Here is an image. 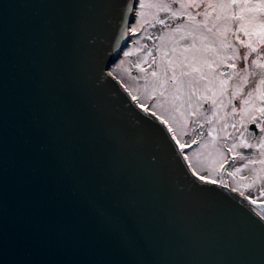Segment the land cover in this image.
Returning a JSON list of instances; mask_svg holds the SVG:
<instances>
[{"label": "water", "instance_id": "1", "mask_svg": "<svg viewBox=\"0 0 264 264\" xmlns=\"http://www.w3.org/2000/svg\"><path fill=\"white\" fill-rule=\"evenodd\" d=\"M118 16L0 0V264H264L261 207L191 175L108 74Z\"/></svg>", "mask_w": 264, "mask_h": 264}, {"label": "snow or ice", "instance_id": "2", "mask_svg": "<svg viewBox=\"0 0 264 264\" xmlns=\"http://www.w3.org/2000/svg\"><path fill=\"white\" fill-rule=\"evenodd\" d=\"M110 2L112 6L119 9V23L110 37L109 47L106 50L107 54L116 57L108 74L116 75L114 69L119 65L124 54L128 56L134 54L128 51V48L146 26L155 28L159 25L162 35L153 37L149 34L146 37L148 40L160 41L156 50L160 53V65L157 67L161 68V71L157 73L153 70L151 76L158 77L156 84L160 86L161 96L164 95L168 81L173 83L175 91L171 97L172 110H180L184 116L179 129L173 127L174 116L171 119L165 118L163 113L150 110L148 106L141 103L138 96L127 87L124 91L128 92L131 101H135L141 115L148 114L144 117L145 119L151 117L149 122L163 134L172 152L181 160L185 169H191V175L197 176L205 184L215 183V181L200 175L189 160L187 150L192 149L194 145L208 147L209 144L201 143L205 134V124L211 126L222 121L219 131L216 127L207 129L208 136L212 138L211 145H215L221 138L220 132L224 133L222 137L224 140L233 137L234 142L230 147H226V152L231 154L233 162L240 160L245 163L242 167H236L234 172L229 171L227 174L234 176L236 173L247 170L250 173L247 177L249 188L257 186V182L260 181L259 198H264V175H262L264 174V63H261L259 59L253 60V70L250 71L248 67L237 70V65L233 62L236 59L246 62L250 52L256 51L251 39L254 35L259 36L256 43L264 42V0H259L258 3H250L249 0H227L221 3H212L210 0L209 2L205 0H110ZM202 7L205 10L201 13L199 10ZM189 9L197 11L193 14ZM148 10H153L150 20L146 19L149 15ZM213 12L216 15L210 24L209 20L212 19ZM161 13L166 14L167 19L161 18ZM200 15L203 16V21L197 22L196 17ZM178 20L182 22L176 23ZM233 24L236 31H232ZM165 29L171 30L165 31ZM240 31L249 37L248 42L240 41L237 35ZM230 32L232 37L240 42L241 47L250 50L249 54L240 56L229 39ZM189 38L191 42L182 49L181 55L190 52L191 57L183 55V59L171 58L170 53L177 51L176 46L179 41L189 40ZM198 40L200 47L197 46ZM169 45H171L170 48ZM226 49H233V54L229 55ZM207 51H212L213 57L204 56L203 53ZM148 56H152L151 51L148 52ZM155 63L156 60L153 57L152 64ZM177 66L180 68L179 76ZM137 67L141 72L145 71L139 64ZM228 69L232 71L229 72ZM169 70H171L170 76ZM185 77H187L186 80L183 79ZM201 81H203L202 84ZM233 81L235 83H232ZM183 87H186L187 94L181 100ZM177 100H181L180 104L174 103ZM183 105H188L190 110L184 109ZM163 106V104L159 105L160 108ZM228 116L239 117V119L229 122ZM201 119L203 123L200 122ZM190 122L195 127L189 130ZM228 129L234 131H228ZM190 133H195V136L201 139L190 138L189 141L181 142L178 138ZM237 149H245L248 152H239ZM217 152L222 157L220 167H223L228 156L219 149ZM196 156L197 153L193 151V159ZM256 165H260L259 169ZM241 178L245 179V177ZM222 187L227 188L228 185H222ZM232 191L237 192L239 189L233 188ZM239 195L244 196V192L240 191ZM245 200L256 207H264L258 203V198L245 197ZM243 206L248 208V204ZM259 216L264 217V211L260 212Z\"/></svg>", "mask_w": 264, "mask_h": 264}, {"label": "rangeland", "instance_id": "3", "mask_svg": "<svg viewBox=\"0 0 264 264\" xmlns=\"http://www.w3.org/2000/svg\"><path fill=\"white\" fill-rule=\"evenodd\" d=\"M205 2H209V0H205ZM212 3H221L227 2V0H210ZM250 3H258L259 0H249ZM175 7V6H174ZM205 9L202 7L199 11L202 13ZM153 10H148L149 15L146 19H151V13ZM190 12L195 14L197 11L196 9H189ZM215 12L212 14V19L209 20L211 24L215 18ZM161 18L167 19L166 14L161 13ZM197 22L203 21V16L196 17ZM182 21H176V23H181ZM186 22V21H184ZM222 23V22H221ZM174 26V25H173ZM171 29H165V31H170ZM232 31H236L235 24L232 25ZM151 34L153 37L162 35L163 33L160 30V26L157 25L155 28H151L146 26L138 38H134L132 41L131 46L128 48V51L133 52L134 54L128 56L126 54L123 55L122 59L120 60L119 65L114 69L116 75H114L124 87H127L129 91H131L134 95L138 96L141 103L145 104L150 108V110H156L163 113L165 118L171 119L173 116L175 120L172 121L173 127L179 129V126L184 119L180 110L173 111V101L171 99L172 94L175 91V87L171 81L165 85L164 95H160V86L156 84L158 77H152L151 72L153 70L159 73L161 68H158L157 65H160V53L156 50V46L160 44L158 40H148L146 37ZM229 39L231 40L232 44L234 45L235 49L240 53L242 57L245 54H249V49L240 46V42L237 41L235 38L232 37L231 32L228 34ZM237 35L240 38V41H244L245 43L248 42L249 37L245 36L243 31L237 32ZM253 47L256 48V51L250 52L248 55V60L245 62L242 59H236L233 62L237 65V70L242 69L244 67H248L249 70L252 69V61L259 59L261 63H264V42L256 43L259 39L258 35H254L252 38ZM138 41V42H137ZM191 42V38L189 40H180L179 44L176 46L177 51L175 53H170V57L174 59H183V55H187L191 57V53H184L181 55V51L184 47H186ZM207 43V42H205ZM197 46L200 47L199 40L197 41ZM169 48L171 45L168 46ZM167 50V49H166ZM152 52V56H148V52ZM229 55L233 54V49H226ZM259 54V56H258ZM204 56L211 58L213 57L214 53L212 51H207L203 53ZM153 57L156 60L155 64H152ZM147 61V62H146ZM113 64V63H112ZM137 64L140 67L144 68L145 71L141 72L137 67ZM111 67V66H110ZM215 67V65H213ZM222 71L224 69H221ZM180 68L177 66V75L179 76ZM227 71H232L228 69ZM169 76L171 75V70H169ZM187 79V77L183 78ZM201 84L203 81L200 82ZM232 83H235L233 81ZM199 86V85H197ZM187 89L186 87L181 88V100L186 97ZM199 94V93H197ZM181 100H177L174 103L180 104ZM193 101H195V97H193ZM163 104V108H160L159 105ZM156 106V107H153ZM184 109L190 110L188 105H183ZM228 121L231 122L233 120L239 119V117H227ZM203 123V120H200ZM220 123H214L213 125L209 126L205 124V134L204 138L202 139V144H209L208 147H201L199 145H194L192 149H188L189 153V160L191 161L192 165L197 168V171L200 175L204 176L206 179H212L217 183L228 185L230 188H237L239 191L244 192L247 196L252 198H258V200L264 201V198H259V185L260 181L257 182V186L249 188V177L250 173L245 170L241 173H236L234 176H229L227 173L229 171H233L236 167H242L245 163L244 161L237 160L233 162L231 160V154L226 152V147H230L234 140L233 137H229L227 140H224L222 137L224 135L223 132H220V139L217 141L215 145H211V137L207 134V129L209 127H216L219 131ZM195 127L194 124L191 122L189 123V130ZM228 131H234L232 129H228ZM235 134V133H234ZM181 142L189 141L190 138L201 139L200 137L195 136V133H190V135L185 136H178ZM219 149L220 152L224 153L228 156V159L224 161V166L220 167V160L222 159L221 155L217 152ZM195 151L197 156L195 159L192 157V153ZM239 152L247 153L245 149H237ZM257 169H259L260 165H256ZM264 175V174H262ZM241 177H245L242 179ZM262 212L261 210H259Z\"/></svg>", "mask_w": 264, "mask_h": 264}, {"label": "flooded vegetation", "instance_id": "4", "mask_svg": "<svg viewBox=\"0 0 264 264\" xmlns=\"http://www.w3.org/2000/svg\"><path fill=\"white\" fill-rule=\"evenodd\" d=\"M246 151H247V150H246ZM229 188H230V187H229ZM232 189H233V188H232ZM238 192H240V191H238ZM244 195L247 196V194H244ZM247 197H249V196H247ZM258 203L264 205V201L258 200ZM261 211H264V207H261Z\"/></svg>", "mask_w": 264, "mask_h": 264}]
</instances>
